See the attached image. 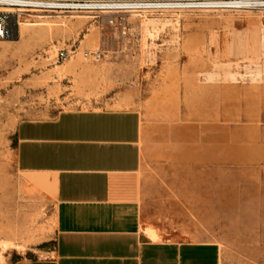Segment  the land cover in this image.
I'll return each instance as SVG.
<instances>
[{"label":"rangeland","instance_id":"obj_1","mask_svg":"<svg viewBox=\"0 0 264 264\" xmlns=\"http://www.w3.org/2000/svg\"><path fill=\"white\" fill-rule=\"evenodd\" d=\"M14 19L0 40V264L43 259L54 243V205L21 189L19 123L131 107L155 126L142 231L217 241L222 264H264V8L146 11L123 26L106 14ZM61 49L75 55L61 61Z\"/></svg>","mask_w":264,"mask_h":264},{"label":"crops","instance_id":"obj_2","mask_svg":"<svg viewBox=\"0 0 264 264\" xmlns=\"http://www.w3.org/2000/svg\"><path fill=\"white\" fill-rule=\"evenodd\" d=\"M145 109H62L17 126L21 189L54 205L55 232L43 259L18 264H222L214 240L142 231L154 192L155 126ZM180 114V113H179ZM162 238V240H161Z\"/></svg>","mask_w":264,"mask_h":264},{"label":"built area","instance_id":"obj_3","mask_svg":"<svg viewBox=\"0 0 264 264\" xmlns=\"http://www.w3.org/2000/svg\"><path fill=\"white\" fill-rule=\"evenodd\" d=\"M259 9L264 8V0H0V40L12 37L11 27L16 16L24 12H65L87 14L98 17L108 16L110 24L123 26L126 17L134 13L164 9ZM16 9L15 13L9 10ZM19 21H16V26ZM15 27V24H14ZM125 28V27H124ZM126 34V32H123ZM75 51L61 49L57 57L68 60ZM99 58L100 52L93 53Z\"/></svg>","mask_w":264,"mask_h":264},{"label":"bare ground","instance_id":"obj_4","mask_svg":"<svg viewBox=\"0 0 264 264\" xmlns=\"http://www.w3.org/2000/svg\"><path fill=\"white\" fill-rule=\"evenodd\" d=\"M11 13H15L17 10L16 9H11L9 10ZM154 20H148V22H146V30L149 28V24L153 23ZM19 25H20V28L18 29V35L19 37L21 36V33L23 31V29L21 28V25H22V22L19 21ZM143 26V25H142ZM49 33H52L53 32V28L52 27H49L48 29ZM150 33V32H149ZM145 234L152 240H159L160 238V234L155 230V229H152V228H148V229H145ZM165 236V235H164ZM162 240V238H161ZM16 244V243H14ZM13 244V246H14ZM17 246V245H16ZM21 246V245H20Z\"/></svg>","mask_w":264,"mask_h":264}]
</instances>
